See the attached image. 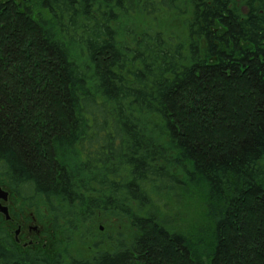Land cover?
Returning a JSON list of instances; mask_svg holds the SVG:
<instances>
[{
  "label": "trees",
  "instance_id": "obj_1",
  "mask_svg": "<svg viewBox=\"0 0 264 264\" xmlns=\"http://www.w3.org/2000/svg\"><path fill=\"white\" fill-rule=\"evenodd\" d=\"M179 2L0 14V178L55 224L97 208L131 227L115 250L50 261L0 226V264H264V0H190L179 41L129 19ZM187 181L209 223L198 242L160 217L159 192Z\"/></svg>",
  "mask_w": 264,
  "mask_h": 264
},
{
  "label": "rangeland",
  "instance_id": "obj_2",
  "mask_svg": "<svg viewBox=\"0 0 264 264\" xmlns=\"http://www.w3.org/2000/svg\"><path fill=\"white\" fill-rule=\"evenodd\" d=\"M43 1L35 0L36 6L33 12L36 16L50 20L52 14L44 7ZM179 1L177 11L166 12L160 17L152 18L144 15L129 19L136 22L134 25L138 32L158 31L166 38L183 40L186 36L185 29L191 15V8L190 0ZM124 38L130 41L133 37L127 33ZM173 171L180 179L184 181L187 179L179 168H174ZM188 182L185 184L187 188L178 184L175 187L176 192H169L170 194L159 192L165 206L163 215L160 217L167 226L180 229L179 231L188 234L194 242H198L204 232L207 233L209 223L203 207L200 206V200L195 198L198 189L188 186L190 185ZM5 183L0 178V184L5 185ZM6 203L10 207L12 219L7 220L0 211V226L8 229L10 238L17 243L18 251L30 252L32 250L50 261L56 257L63 261H70L71 258L76 257L91 258L101 250H115L116 246L125 244L131 239L129 220L112 211L93 209L88 213L89 217L75 218L73 223L75 227H73L69 222L71 219L64 217L55 224V216L53 218L54 214L43 198L26 202L18 196H12ZM20 224L22 231L17 234L20 231ZM35 226L39 229L35 230ZM29 227L33 230L29 231ZM16 235H19V242L16 240Z\"/></svg>",
  "mask_w": 264,
  "mask_h": 264
},
{
  "label": "flooded vegetation",
  "instance_id": "obj_3",
  "mask_svg": "<svg viewBox=\"0 0 264 264\" xmlns=\"http://www.w3.org/2000/svg\"><path fill=\"white\" fill-rule=\"evenodd\" d=\"M44 1H43V3H44ZM9 3L12 4L13 6H15L16 8L21 9L24 12L25 11L33 12L35 10V6H36L35 0H0V14L6 11V7L9 6ZM0 186L9 191L10 196H9L8 201H6V202H9V200L12 196L17 197L8 184H6V183H5V185L0 184ZM1 203L7 204L2 200H1ZM7 207L9 208L10 218H6V217L5 218L7 220H11L12 219L11 213H10L11 211H10V207L8 206V204H7ZM21 227L22 226L20 224V227H19L20 231L17 232L18 234H20L22 231ZM34 229L38 230L39 228L35 226ZM31 230H33V228L30 229V227H29V231H31ZM18 236L16 235V240L19 242L20 238Z\"/></svg>",
  "mask_w": 264,
  "mask_h": 264
},
{
  "label": "water",
  "instance_id": "obj_4",
  "mask_svg": "<svg viewBox=\"0 0 264 264\" xmlns=\"http://www.w3.org/2000/svg\"><path fill=\"white\" fill-rule=\"evenodd\" d=\"M9 199V192L8 190H4L0 187V210L2 213L5 214L6 218H10V215H9V208L7 207V205H3L1 204V200L3 201H7ZM18 234V233H17Z\"/></svg>",
  "mask_w": 264,
  "mask_h": 264
}]
</instances>
